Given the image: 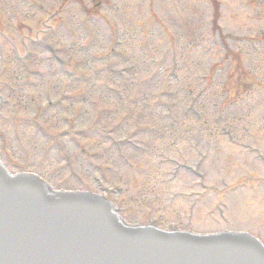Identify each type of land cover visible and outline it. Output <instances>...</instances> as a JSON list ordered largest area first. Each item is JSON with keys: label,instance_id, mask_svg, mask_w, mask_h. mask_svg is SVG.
<instances>
[{"label": "rangeland", "instance_id": "rangeland-1", "mask_svg": "<svg viewBox=\"0 0 264 264\" xmlns=\"http://www.w3.org/2000/svg\"><path fill=\"white\" fill-rule=\"evenodd\" d=\"M0 35L12 172L264 242V0H0Z\"/></svg>", "mask_w": 264, "mask_h": 264}, {"label": "water", "instance_id": "water-1", "mask_svg": "<svg viewBox=\"0 0 264 264\" xmlns=\"http://www.w3.org/2000/svg\"><path fill=\"white\" fill-rule=\"evenodd\" d=\"M8 194V189L4 186L1 176H0V197L6 198L5 196ZM32 197V203L35 208L36 213L39 216H44L46 218H52L51 214H57V217H65L69 214V211L72 210V207L68 204L67 201H61L59 203H39L37 202L34 195ZM2 205V206H1ZM4 203H2L0 198V212L4 210L3 208ZM13 214V213H12ZM74 225H78V221L72 222ZM87 228H93L94 226H84ZM134 231L125 230L123 229L116 220L113 221H102L100 227L95 228V231H91L92 236H88L87 238L83 239L82 242L78 243L76 246L77 248H82L86 242V257L85 260L81 264H105L109 261L111 264H152V263H159L158 261L162 262H170L171 264H210L214 258L213 254L210 252L215 251L216 248H219L220 251H228L227 247H220V246H213L210 248L207 246L208 242L203 241L199 244H189L188 248L185 249L183 241L181 239L182 235H160L155 231L147 230L144 236H140L139 233L137 236H129ZM100 234H104L107 237L101 238L99 237ZM166 239L167 242L165 244L166 251L163 255L156 257L155 255V248L152 243L146 242V240H154V243H159L160 239ZM181 238V239H180ZM13 239L8 234H5L0 229V244L4 245L5 248L12 250L13 247ZM98 244H105L108 247H115L116 249L120 250L123 253H134L136 257V261L133 259H123L122 256L117 255V259H110L106 262H102L99 255H94L93 257L89 255L90 249L92 245ZM158 247V246H157ZM29 248L23 246L19 249V252L23 254ZM147 254V260L140 259L139 256L144 252ZM158 251L163 252L164 250L157 248ZM197 250L206 254H209L204 258H197L194 254L197 253ZM238 249H233L235 251ZM9 252V251H8ZM245 252H249L245 250ZM62 256H66L69 253V249L65 248L58 252ZM251 253V252H249ZM254 254L259 255L262 254L261 252L254 249ZM10 255V254H9ZM111 255V254H110ZM13 256V255H12ZM13 259L8 261L7 258H3L0 260V264H25L22 263L23 258L18 256H13ZM110 257V256H109ZM108 257V259H109ZM134 257V259H135ZM30 264H54L51 262V259L48 261H40V262H31Z\"/></svg>", "mask_w": 264, "mask_h": 264}, {"label": "flooded vegetation", "instance_id": "flooded-vegetation-1", "mask_svg": "<svg viewBox=\"0 0 264 264\" xmlns=\"http://www.w3.org/2000/svg\"><path fill=\"white\" fill-rule=\"evenodd\" d=\"M0 104H1V105L3 104V103H2V101H1V103H0Z\"/></svg>", "mask_w": 264, "mask_h": 264}]
</instances>
